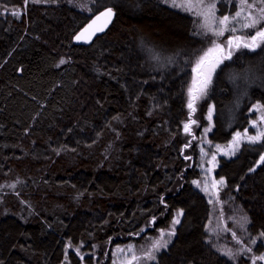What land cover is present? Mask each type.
<instances>
[{
    "label": "trees",
    "instance_id": "trees-1",
    "mask_svg": "<svg viewBox=\"0 0 264 264\" xmlns=\"http://www.w3.org/2000/svg\"><path fill=\"white\" fill-rule=\"evenodd\" d=\"M220 3L230 9L216 20L228 16L236 31L218 36L217 23L201 27L167 0H0V13H21L0 15V264H112V250L143 229L162 232L178 212L168 248L149 264H253L224 256L212 222L222 211L238 236L227 217H241L243 237L264 233V143L218 158L215 210L193 185L201 155L184 134L192 113L209 151L257 134L254 121L264 131V42L241 41L264 22L242 28L232 21L238 1ZM105 7L115 11L107 33L74 44ZM218 43L231 58L219 57L193 111V68Z\"/></svg>",
    "mask_w": 264,
    "mask_h": 264
},
{
    "label": "rangeland",
    "instance_id": "rangeland-1",
    "mask_svg": "<svg viewBox=\"0 0 264 264\" xmlns=\"http://www.w3.org/2000/svg\"><path fill=\"white\" fill-rule=\"evenodd\" d=\"M237 1L240 4V0H237ZM184 2L185 0H176L177 4L184 3ZM196 2L197 0H193V3H196ZM218 2L219 0H200V3L202 6L195 8L192 12L195 14L197 11H206L207 6L211 4L215 5V8L213 10L215 17H218L217 11H218V15L220 11L221 12L229 11L230 6H227L221 3L219 5ZM167 3L173 6V0H167ZM178 8H182V7H178ZM197 16L199 17L200 20L205 22L203 16H200V15H197ZM212 23L213 22H212L211 14H209V25ZM236 41H238L237 38H236ZM241 41L243 42V44L252 43L251 39H246V38H242ZM214 45H220L221 48H223V52L217 51L215 59H218L217 57L223 58L224 55L226 56L227 47L225 44L218 43ZM214 45H212L210 48L214 47ZM213 64H215L214 67H213ZM213 64H209V65L205 64V66L202 69V72H203L202 77L199 74L200 72H198L197 75H195L194 77L195 84L193 81V84L191 86L193 88L203 87V85L200 83V81L203 79H206L207 83H206V87H204L203 95H199L197 93V95H199V98L194 102V105H193L194 110L193 108H190L193 111H196L197 103L200 102L206 96V93L208 91L210 83L213 80L215 72L216 70H218L222 62L215 63V61H213ZM191 116H193L195 119L194 113H192ZM194 119L191 123L187 122L184 124V134L191 135L193 139V144L197 142L199 153L201 155L199 159L200 165H198L199 166L198 168L202 172V176L198 180L194 181L193 185L195 189L202 192L206 196L209 203H212V205H214L215 210H221L222 208H221L219 190L224 186V182L223 180L216 179V169L218 168L217 160L220 156L226 157L225 159L233 158L239 153L243 144H252V143L248 142L245 134H241V136L237 138L240 141L239 147L235 151V154H232V150L235 147V145L233 144L234 138H236V135H235V137L229 143L228 146L226 147L215 146L212 148V151H209L210 150V146H208L209 144L207 143V141L203 140L207 136V133L202 139L197 140V134H195V129L197 130V128L199 127V124ZM185 125H188L187 130L185 129ZM251 127L252 129L256 131V133L260 131V128L257 123H256V128H253V123L251 124ZM251 135H255V134H250L248 136H251ZM213 157H215V159H213ZM260 164L261 162L259 160L258 165ZM235 217L236 218L227 217V219L229 221L232 220V222L234 223V224L233 223L231 224V227L234 226L238 230V232L240 231L242 232L241 237L237 235V232L235 230L228 227V222L225 219L226 216L224 212L219 211V212L214 213L212 228H214L216 231H214L213 233L216 235L215 237L218 243L223 248L224 256L229 257L228 260L231 263H235L238 260H241V261H251L253 262V264H256L257 262H262L264 264V260L258 259L260 256L264 255L263 254L264 253V236L254 234V235H249V236L247 235L243 237V232H244L243 220L241 219L240 216L235 215ZM181 218H182V212H178L175 215V218L170 224V226H168L167 229L162 231L163 241H167V245L169 241L172 239V237H174L175 229L180 225ZM177 220L179 222L175 223V221ZM150 230H151L150 228L143 229L136 236V238L139 239V241L131 242L125 246H119V247H116L114 250H112L111 263L112 264H149L151 263L153 260L146 259V255L148 253H152L156 257L157 253H159L160 251L161 252L165 251L168 247L167 248L161 247L158 251L154 250L153 244L155 241L161 239V232H158L155 236H150L148 234ZM169 233H174V234L169 235ZM253 240L255 241V243H252ZM163 241L161 242L163 243ZM139 242H142V244H138ZM129 245L132 246L131 252L128 251ZM255 246H258L261 248L260 250H263L261 254L254 252ZM249 248L251 249V251L247 250ZM117 249H123L124 251L118 252ZM229 252L231 253V255L228 254ZM133 255H135L137 259L133 260L132 259Z\"/></svg>",
    "mask_w": 264,
    "mask_h": 264
},
{
    "label": "snow or ice",
    "instance_id": "snow-or-ice-1",
    "mask_svg": "<svg viewBox=\"0 0 264 264\" xmlns=\"http://www.w3.org/2000/svg\"><path fill=\"white\" fill-rule=\"evenodd\" d=\"M25 6L27 4V0H24ZM259 5V6H258ZM173 6L174 7H182L185 8L188 11H193L195 8L197 7H201V3L200 0H197L196 3H193V0H185L184 3H180L177 4L176 0H173ZM246 6V7H245ZM5 13H0V15L3 14H8L10 13L13 16H19L21 13L19 11H11L7 9V6L5 5ZM214 8L215 5L211 4L207 6V10L206 11H197L195 14L196 15H200L204 17L205 20V24L201 25V27H209V14H211V18H212V22L217 23L219 25L218 29H212L211 27H209V31H213L214 35H223L224 31H229V32H235L236 28L235 26H227L226 22L231 23V21H229V17L228 16H223L221 19H219L218 21L215 19V14H214ZM92 9H89V11H91ZM253 11H255V15H253ZM242 13H244V15L242 16ZM115 15V13L113 12V9L111 7H105L103 11H99V13L95 16V19L92 20V23L88 25L87 28L84 29V32H88L89 28H92L93 25L96 24V22L98 20H101V18L104 19V24L101 25L100 27L96 28L91 34L94 35L96 31L102 32L104 31V28L107 26L108 23L111 22L112 17ZM240 18L243 23L241 24L242 28H252V29H256L257 25L261 24L262 22H264V0H252L251 3H249V0H240V4L238 6V10L235 11L233 17H232V21H237V19ZM84 32H82L80 35H78L76 37L77 40H79L81 38V36L84 35ZM257 38H260L261 42H264V28H260L258 30H256L255 32H253L251 34V41L255 42L257 40ZM239 39V38H237ZM227 46L229 49H231L232 47V39H229L227 42ZM240 45L237 44L236 47H239ZM246 48H253L254 50V46L258 47V44L254 43H244L243 45ZM217 51L223 52V48H221L220 45H214V47L207 49V51L204 53L203 56H201L197 61H196V65L193 68V72H201V74L203 75L202 69L203 66L205 64H213V61L215 60V56ZM224 58H231V51H228L226 56ZM221 61L219 60H215V63H219ZM61 63H64L63 60H61ZM215 66V64H213V67ZM200 83L203 85V87L201 88H193L190 87L189 88V96H190V100H189V108H193L194 102L199 98V95H203V91H204V87H206V83L207 80L203 79L200 81ZM195 84V81H194ZM197 93L199 95H197ZM194 110V108H193ZM259 110V108L257 109ZM209 119H211V114H209ZM262 120H264V117H261ZM253 128H256V122H253ZM185 129H188V125H185ZM207 131V129L205 130ZM246 138L248 140V142L250 143H257V142H262L264 143V131H259L257 132V134L255 135H251L248 136L247 133H245ZM241 136V134L239 132L236 133V138H234L233 144L235 145V147L232 150V154H235V151L238 149L239 147V138ZM213 159H215V157H213ZM260 162L264 163V155H262L260 157ZM254 170V169H252ZM222 183V181H221ZM14 187V186H13ZM179 221H175V223H178ZM174 233H169V235H172ZM261 236H264V233L260 234ZM163 241V232H161V239L157 240L154 242L153 244V248L154 250L158 251L161 247H166L167 246V241H163V243L161 242ZM252 243H255V241L253 240ZM248 251H251V249H247ZM77 251H79L77 249ZM118 252H123V249H117ZM128 251L131 252L132 251V246L129 245L128 246ZM229 255H231V253H228ZM133 260L137 259L135 257V255H133L132 257ZM146 259L149 260H154L155 256L152 253H148L146 255ZM258 259L260 260H264V255L260 256Z\"/></svg>",
    "mask_w": 264,
    "mask_h": 264
},
{
    "label": "water",
    "instance_id": "water-1",
    "mask_svg": "<svg viewBox=\"0 0 264 264\" xmlns=\"http://www.w3.org/2000/svg\"><path fill=\"white\" fill-rule=\"evenodd\" d=\"M113 12L115 13L114 10H113ZM98 13H99V12H98ZM98 13L94 14V15L90 18V20L88 21V23H87V24H86V25H85V26L79 31L78 34H76V36H75L74 39H73L74 44H76V45H80V46H86V47H87V46H90L91 44H93V42H94L97 38H99V37H101V36H103V35H105V34L107 33V31L110 29V27L112 26V24H113V22H114V20H115V15L112 17L111 22L108 23L107 26L104 28V31H102V32L96 31L94 35L91 34L96 28H98V27H100L101 25L104 24V19L101 18V20H98V21L96 22V24L92 26V28H89V29H88V32H84V29L87 28L88 25L92 23V20L95 19V16H96ZM82 32H84V35L81 36V38H80L79 40H77L76 37H77L78 35H80Z\"/></svg>",
    "mask_w": 264,
    "mask_h": 264
},
{
    "label": "flooded vegetation",
    "instance_id": "flooded-vegetation-1",
    "mask_svg": "<svg viewBox=\"0 0 264 264\" xmlns=\"http://www.w3.org/2000/svg\"><path fill=\"white\" fill-rule=\"evenodd\" d=\"M216 60H220V58L218 57V59H216Z\"/></svg>",
    "mask_w": 264,
    "mask_h": 264
}]
</instances>
